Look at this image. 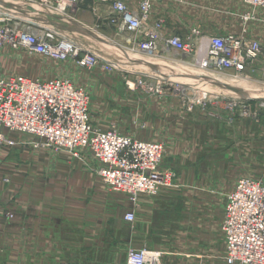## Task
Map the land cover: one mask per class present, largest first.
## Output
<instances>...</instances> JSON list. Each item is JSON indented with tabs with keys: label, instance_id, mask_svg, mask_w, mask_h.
I'll list each match as a JSON object with an SVG mask.
<instances>
[{
	"label": "rangeland",
	"instance_id": "obj_1",
	"mask_svg": "<svg viewBox=\"0 0 264 264\" xmlns=\"http://www.w3.org/2000/svg\"><path fill=\"white\" fill-rule=\"evenodd\" d=\"M93 1L77 0L79 10L73 17L58 12L55 0H42L41 3L0 0V7L93 53L98 57L100 66H109L108 70L100 67L81 68L69 60L55 61L39 55H28L22 50H12L7 51V56L1 57L2 71L40 76L48 80L67 78L88 93L89 117L95 127L102 130L114 128L122 134L163 145L161 168L174 172L177 186L162 189L153 196H138V200L145 197L150 199V203L154 204V211L151 218H148V223L145 221L148 214L140 215L144 220L142 223L148 224L146 232L142 234V246L137 243L135 234L125 252L130 247L160 251V264H225L224 238L220 224L226 195L240 177L258 178L264 182V72L260 69V63L256 66L257 70L250 69L249 75L243 73L239 76L227 72L219 77L222 79L220 82L236 87L241 97L216 101L224 107L226 114L223 117L222 111L217 115L207 116L208 119L200 116L191 120L190 129L185 128L183 133L186 141L190 139L191 147L187 145L183 151L180 150V153L183 152L182 157L169 159L166 142V114L170 107L168 98L171 95L177 96V103L173 102L175 111L182 109L191 114L197 107L205 108L204 105H197L191 111L185 110L179 95L171 87L175 88L180 84L200 87L207 83L202 80L206 78L201 77L202 81L197 78L202 71L193 64V58L171 50L164 54L171 62H179V69L185 67L184 64L192 68L188 70L190 75L184 73L179 80H167L164 74L166 64L160 57L162 53L146 54L128 48H124V51L119 45V38L116 35L114 37L113 30L106 26L103 17H96L97 4ZM125 1L130 5L138 2ZM176 6L178 10L183 8L182 14L186 18L167 20L171 33L190 36L194 28H199L202 32L213 31L212 33L221 35L244 34L264 45V8L250 7L242 0H182L177 1ZM70 10L72 9L68 12ZM262 61L258 59V62ZM155 79H160L159 85ZM157 86L159 89L155 90ZM246 102L250 103L247 114L241 113L239 106L232 107L233 104ZM217 112L219 111H215ZM176 119L180 121L179 117ZM178 123L182 124L181 121ZM227 134L228 136H224ZM17 136L36 140L31 135ZM17 147L20 146L13 148ZM82 153L90 156L85 150L79 151L78 156L66 154L81 160ZM178 159L184 160L186 164H177ZM191 159L194 160L197 178L192 182L186 181V186L184 184L181 187L177 182V166L178 169L189 170ZM217 160H222L220 169L223 174L211 176L209 170L214 163L219 162ZM96 166L97 163L90 168L92 174H96ZM211 171L215 173L216 169ZM138 200L134 208L139 204ZM128 227L134 228V224L128 223ZM124 253L122 251L119 254L117 247L114 252L112 249L102 248L96 253L80 252L75 259L80 260L81 264H106L122 261ZM73 257L70 258L74 259ZM67 261L69 260L65 262Z\"/></svg>",
	"mask_w": 264,
	"mask_h": 264
},
{
	"label": "built area",
	"instance_id": "obj_2",
	"mask_svg": "<svg viewBox=\"0 0 264 264\" xmlns=\"http://www.w3.org/2000/svg\"><path fill=\"white\" fill-rule=\"evenodd\" d=\"M22 1L41 3L42 0ZM55 1L58 12L67 17L78 13L77 0ZM154 1L157 0H138L135 5L125 0H94L93 3L97 4L96 17H103L123 49L158 55L173 50L189 56L201 69L200 77L206 78L203 82L219 84L218 77L211 74L224 76L232 72L240 76L246 68L257 69L258 63L264 72V45L258 40L244 34H206L199 28H194L190 36L171 33L165 21L152 14ZM242 1L253 8H264V0ZM12 50L55 61L69 60L81 68L109 69V66H100L96 55L74 42L0 7V60ZM155 81L160 84V79ZM172 89L187 111L205 105L206 94L200 87L180 84ZM234 106H239L244 114L250 110L246 103ZM14 134L31 135L36 140ZM25 145L74 156L79 151H87L97 163V176L111 191L128 196L132 204L137 203L141 194L153 196L162 189L177 186L174 172L161 168V143L125 135L114 128L102 130L91 123L89 96L84 89L67 78L46 80L5 73L0 62V151ZM8 181L3 178V182ZM124 220L133 224V210L125 213ZM220 228L225 264H264V182L261 179L245 176L237 179L226 195ZM161 255L157 250L130 247L124 261L106 264H160Z\"/></svg>",
	"mask_w": 264,
	"mask_h": 264
},
{
	"label": "crops",
	"instance_id": "obj_3",
	"mask_svg": "<svg viewBox=\"0 0 264 264\" xmlns=\"http://www.w3.org/2000/svg\"><path fill=\"white\" fill-rule=\"evenodd\" d=\"M177 1L182 0L155 1L152 14L161 17L165 24L167 20H185L183 8L178 10L176 6ZM166 28L171 31L168 24ZM203 32L208 34L213 31ZM171 52L176 53L173 50ZM161 59L166 64L164 74L167 80H179L184 73L191 74L188 70L192 68L185 65L179 69L180 63L171 62L166 54ZM174 63L177 65L174 66ZM249 71V68L245 69L248 75ZM250 84L255 85L252 82ZM214 85L206 83L200 86L206 94L205 108L197 107L191 114L182 109L174 110L173 102L177 103L178 100L176 95L167 97L170 103L166 114L169 159L182 157L183 152L180 153V150L183 151L187 145L191 147L190 139L186 141L183 135L187 128L190 129L191 120L200 116L208 119L207 116H214L222 111L223 117L226 112L218 103L228 98L241 97L236 87L228 83ZM246 105L250 107V103L246 102ZM176 117L180 118L181 125ZM250 143L252 147L253 144ZM0 155V264H63L66 260L79 262L75 256L80 252L96 253L102 248H109L114 252L117 247L121 254L126 251L127 244L134 240L135 234L137 243L142 246V234L146 232L148 224L142 223L144 220L140 215L148 214L145 217L148 223L154 204L145 197L139 199V204L134 208L125 194L111 191L99 176L91 173L90 168L96 162L87 154L82 153L80 160L66 153H55L49 149L27 145L2 149ZM193 159L188 165L189 170L178 169L177 166V182L181 187L184 184L186 186V181L192 182L197 178ZM217 161L219 162L210 168L214 171L216 169L217 173L209 170L211 176L223 174L220 169L222 160ZM176 162L186 164L182 159ZM3 178H8L9 182H3ZM131 210L135 213L134 228L128 227V222L124 220L125 213ZM72 256L74 259L70 258ZM125 256L126 254L122 261Z\"/></svg>",
	"mask_w": 264,
	"mask_h": 264
},
{
	"label": "bare ground",
	"instance_id": "obj_4",
	"mask_svg": "<svg viewBox=\"0 0 264 264\" xmlns=\"http://www.w3.org/2000/svg\"><path fill=\"white\" fill-rule=\"evenodd\" d=\"M181 62H182V61H181ZM178 63H179V62H178ZM184 65H186V64H184ZM213 75H215V74H213ZM217 77H218V80H219V81L222 80V79L219 78V77H222V76H218V75H217ZM225 78H230V77H225ZM230 79H231V78H230ZM230 79H229V80H230ZM223 81L227 82L228 80H223Z\"/></svg>",
	"mask_w": 264,
	"mask_h": 264
}]
</instances>
